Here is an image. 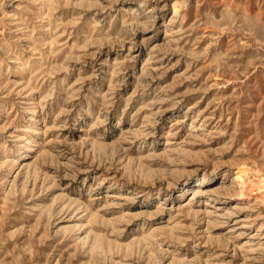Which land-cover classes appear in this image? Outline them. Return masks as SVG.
<instances>
[{"label":"rangeland","instance_id":"rangeland-1","mask_svg":"<svg viewBox=\"0 0 264 264\" xmlns=\"http://www.w3.org/2000/svg\"><path fill=\"white\" fill-rule=\"evenodd\" d=\"M0 264H264V0H0Z\"/></svg>","mask_w":264,"mask_h":264},{"label":"bare ground","instance_id":"bare-ground-1","mask_svg":"<svg viewBox=\"0 0 264 264\" xmlns=\"http://www.w3.org/2000/svg\"><path fill=\"white\" fill-rule=\"evenodd\" d=\"M196 192V191H195ZM252 195V194H251Z\"/></svg>","mask_w":264,"mask_h":264}]
</instances>
